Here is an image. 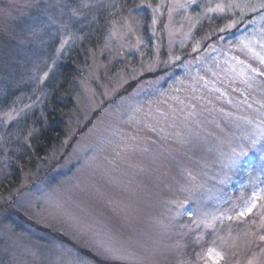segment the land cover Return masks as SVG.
I'll list each match as a JSON object with an SVG mask.
<instances>
[{"label": "rangeland", "instance_id": "rangeland-1", "mask_svg": "<svg viewBox=\"0 0 264 264\" xmlns=\"http://www.w3.org/2000/svg\"><path fill=\"white\" fill-rule=\"evenodd\" d=\"M220 2L228 0H133L103 23L72 88L67 137L0 198V264H214L209 248L218 264H264V200L243 217L234 207L264 188V139L253 149L254 125L239 119L257 120L264 76L249 87L231 71L264 70L240 43L258 37L264 20L248 11L241 18L240 9L208 12ZM70 7L0 0V73L25 72L60 37L51 65L23 82L29 96L4 94L0 76V176L42 117L44 73L74 44ZM212 16L220 25L198 36ZM241 146L250 169L229 166ZM101 241L130 259L110 258Z\"/></svg>", "mask_w": 264, "mask_h": 264}, {"label": "trees", "instance_id": "trees-1", "mask_svg": "<svg viewBox=\"0 0 264 264\" xmlns=\"http://www.w3.org/2000/svg\"><path fill=\"white\" fill-rule=\"evenodd\" d=\"M70 1L69 11H73L75 16L78 15V17L74 16L69 23L70 32L75 37L74 44L70 45L72 47L68 45L65 54H62L60 61L53 65L52 71L39 88L40 91L43 90L47 98L42 107V117L39 118L40 120L33 118L34 129L29 137L28 144L11 153L5 166V172L0 176V198L12 194L19 186L22 175L30 170L33 171L38 161H43L52 149L65 140L67 137L66 119H68L74 107L71 97L72 88L78 79L82 77L81 62L85 61V55L90 49L96 48L101 43L103 23L115 18L123 10L127 11L130 8L129 5L132 6L133 3V0H128L126 4H122L125 0ZM142 12L143 10L140 9V13ZM133 13L137 12L133 10ZM210 18L200 22L196 30L198 36L208 34L213 27H217L222 22L219 17L212 16ZM59 38L57 35L53 36L51 43L47 44L45 50L38 56L35 55L33 60L26 64L25 72L17 68L10 73L1 72L2 83L6 88L2 92L4 94L29 96L32 91L31 86L27 83L23 84V82L27 81V76L33 73L35 75L36 72L40 74L51 65L54 49L59 42ZM39 64H41V68ZM4 101H10V98ZM241 172H244L246 176L244 170H241ZM231 186L225 187V189L232 195L234 194L231 197L235 198L236 193H232L229 189Z\"/></svg>", "mask_w": 264, "mask_h": 264}, {"label": "snow or ice", "instance_id": "snow-or-ice-1", "mask_svg": "<svg viewBox=\"0 0 264 264\" xmlns=\"http://www.w3.org/2000/svg\"><path fill=\"white\" fill-rule=\"evenodd\" d=\"M193 3H195V0H192ZM187 5H180V7H186ZM234 9H240V15L241 18L244 15L245 11L248 12H259L260 20H264V0H228L227 3L220 2L215 5V7H208L209 13H216V14H224L226 12H232ZM237 21L233 20L230 24H228L226 27H233ZM224 29H221L223 31ZM260 35L254 39H245L242 40L241 48L242 50H247L248 53H250L253 57H255L261 65H264V28L260 29ZM257 47L259 50H257ZM177 59H179L177 57ZM233 59H236L233 57ZM239 64L244 65L243 61H238ZM231 71L236 72L239 77L242 78L243 82L247 84L249 87H253V85L256 82L257 76H264V70H261L259 68L252 67L251 65H244L239 70H237L235 67L231 68ZM47 73H44V77H47ZM213 75H216V73H213ZM200 79H203V77H200ZM207 81H205V84L207 85ZM264 90V88H262ZM216 91H219V89H216ZM178 99V98H174ZM230 102V101H229ZM248 107L251 108L252 105L248 104ZM261 109H264V102L260 103V109L257 110L258 112V118L257 120H253L249 117H240L239 119L245 120L248 124L254 125V133L252 138L250 139V145L253 149H257L258 143H260L261 139H264V111H261ZM9 119H12L13 117L11 114H8ZM31 135V132L29 133ZM259 151L260 156L259 159L262 162V165H264V147H261L257 149ZM248 150L244 147H240L239 150L236 148L232 149V155L229 159V166L232 168H241L244 166H248L249 169L252 167L251 161L247 160L248 157ZM223 183V181H221ZM258 200H264V188H261L259 191H253L251 197L247 200L243 201V204L241 205H234V207H239V212L237 213L238 216L243 217L253 211V209L256 207V203ZM182 207V205H181ZM262 208H264V204L261 205ZM223 215V214H221ZM228 219H231V216L227 217ZM218 217L213 216L212 220H216ZM206 227H212L213 224L209 222H205ZM261 240H264V236L260 237ZM98 247L102 249L106 254L109 255L110 258L115 260H125L130 259L129 256L123 254V251L121 249L115 248L110 242H99ZM208 256L209 258H212L214 261V264H218L219 259H222V256L220 253L216 252L214 248L208 249Z\"/></svg>", "mask_w": 264, "mask_h": 264}]
</instances>
